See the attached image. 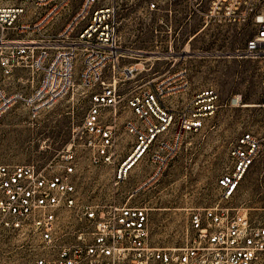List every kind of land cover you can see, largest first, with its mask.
Returning a JSON list of instances; mask_svg holds the SVG:
<instances>
[{"label": "built area", "instance_id": "1", "mask_svg": "<svg viewBox=\"0 0 264 264\" xmlns=\"http://www.w3.org/2000/svg\"><path fill=\"white\" fill-rule=\"evenodd\" d=\"M180 0H142L158 18L173 20ZM206 24L250 26L243 55L264 57V0H186ZM119 0H0V67L5 76L26 69L30 93L0 82V116L18 100L33 102L32 113L55 102L78 73L91 88L81 122L71 126V142L58 162L0 161V225L33 230L43 252L12 264H264V204L259 213L230 202L254 163L261 139L244 131L229 147L232 161L220 174V198L192 208L182 243H155L149 207L136 203L82 201L74 174L79 149L96 164L117 161L115 184L142 158L152 167L137 187L155 181L179 151L186 134L201 129L215 111L213 85L184 94L187 68L171 67L127 94L131 114L124 129L133 134L129 152L117 160L118 106L122 98L115 65L119 44ZM132 64H124V80ZM107 71L113 79L105 78ZM22 77V76H20ZM79 207L83 223L68 240L64 209Z\"/></svg>", "mask_w": 264, "mask_h": 264}, {"label": "rangeland", "instance_id": "2", "mask_svg": "<svg viewBox=\"0 0 264 264\" xmlns=\"http://www.w3.org/2000/svg\"><path fill=\"white\" fill-rule=\"evenodd\" d=\"M174 8L176 19H159L146 10L142 0H119L118 42L124 55L116 62L115 76L109 71L105 76L116 78L122 96L117 160L129 152L133 140V134L123 126L131 114L128 92L171 67L187 68L186 95L207 85L216 87L219 98L215 111L201 129L186 134L164 172L150 184L137 187L152 167L146 157L115 184L117 161L96 164L87 150L79 149L74 174L82 201L147 205L152 240L169 245L182 243L192 208L219 200L218 177L232 161L230 145L244 131L255 133L261 143L230 202L257 213L264 204V57L241 53L250 26L206 24L200 11L186 0ZM226 51L232 53H222ZM124 64L134 66L125 80ZM19 71L21 74L8 77L0 67V82L8 89L22 88L30 93L38 77L32 81L28 70ZM90 94L91 88L76 73L69 90L35 114L33 102L18 100L0 116V161L51 163L49 167L59 168L58 162L72 140L71 126L81 122ZM81 215L79 207L64 209L62 229L68 240L83 223ZM43 245L31 229L18 231L0 225V264L33 261L43 252Z\"/></svg>", "mask_w": 264, "mask_h": 264}, {"label": "water", "instance_id": "3", "mask_svg": "<svg viewBox=\"0 0 264 264\" xmlns=\"http://www.w3.org/2000/svg\"><path fill=\"white\" fill-rule=\"evenodd\" d=\"M222 53L230 54V53H232V52H230V51H226V52H222Z\"/></svg>", "mask_w": 264, "mask_h": 264}, {"label": "bare ground", "instance_id": "4", "mask_svg": "<svg viewBox=\"0 0 264 264\" xmlns=\"http://www.w3.org/2000/svg\"><path fill=\"white\" fill-rule=\"evenodd\" d=\"M136 51H137V50H136ZM136 53H137V52H136ZM28 103H31V100H29ZM36 112H37V111H36ZM36 112H35V113H36ZM35 113H33V114H35Z\"/></svg>", "mask_w": 264, "mask_h": 264}]
</instances>
